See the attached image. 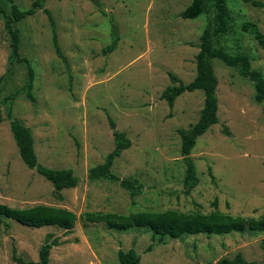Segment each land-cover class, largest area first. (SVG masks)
I'll return each instance as SVG.
<instances>
[{
  "label": "rangeland",
  "instance_id": "rangeland-1",
  "mask_svg": "<svg viewBox=\"0 0 264 264\" xmlns=\"http://www.w3.org/2000/svg\"><path fill=\"white\" fill-rule=\"evenodd\" d=\"M27 9L34 0H12ZM191 0H44L55 22L57 56L46 13L36 9L19 21L21 56L35 72V103L23 85V62L9 63V39L0 18V203L11 207L47 204L77 215L70 230L56 226L31 227L5 219L0 225V264L36 261L47 233L59 238L48 264H119L118 250L133 248L141 264H214L240 252L247 261L264 257V231L227 234H190L152 239L146 227L126 231L86 221L83 214L177 209L207 213L217 207L233 216L264 215V100L254 98V83L238 66L211 60L217 78L218 122L197 137L191 150L198 184L183 193L185 165L178 129H188L199 117L204 93L184 91L172 107L161 98L172 84L168 74L184 83L196 74L195 56L207 14L183 18ZM257 6L226 0L232 15L231 31L213 40L231 55L245 54L250 68L264 76V48L241 30L253 21L264 33V0ZM117 40L115 48L102 49ZM8 96L10 101H4ZM30 128L38 162L48 168H70L77 185L56 196L53 186L22 161L7 117ZM114 122L131 140L114 160L112 171L120 179L136 178L142 185L132 198L116 181L88 178L87 171L103 161L114 147ZM211 170V174L209 173ZM153 244L147 251V247Z\"/></svg>",
  "mask_w": 264,
  "mask_h": 264
},
{
  "label": "trees",
  "instance_id": "trees-1",
  "mask_svg": "<svg viewBox=\"0 0 264 264\" xmlns=\"http://www.w3.org/2000/svg\"><path fill=\"white\" fill-rule=\"evenodd\" d=\"M44 0H34L27 9H20L12 0H0V18L3 21L4 29L9 39V63L12 66L16 62H23L26 66L27 76L23 85V90L27 98L35 103L33 93V83L35 72L29 59L20 55V30L16 24L25 17L32 15L36 9H42L46 13L49 24L52 28V43L57 56L65 63L66 70L69 72L67 61L62 54L57 41L55 32V22L50 11L44 7ZM98 5V0H91ZM252 2L254 5L260 4L254 0H242ZM201 14H207L206 24L200 35L198 52L195 56L196 74L188 83H184L176 75L169 73L172 82L161 93V98L166 100L169 107L173 106L175 98L184 91L200 89L204 93L203 105L200 109L197 121L189 126L188 129H178L180 136V153L185 165L183 176V193L188 195L198 184L199 178L196 173V166L191 157V150L194 147L197 137L202 135L211 125L218 122L217 116V97L216 86L217 78L214 74L211 60L218 58L228 66H238L239 73L247 77L254 83L256 101L264 100V76L258 70L250 68V59L245 54L231 55L224 49L214 46L213 40L218 36L231 31L232 15L226 5V0H191L190 3L180 12L183 18H196ZM241 30L250 33L257 43L264 48V33L257 24L250 20L241 23ZM117 40L114 39L110 44L102 49L104 54L112 51L116 46ZM8 96L4 101H10ZM7 117L10 129L13 134L19 155L24 164L34 169L51 183L58 198H61V191L65 188H73L77 185V178L70 168H48L38 162L33 147V135L29 127L23 125L12 115L11 105L7 109ZM2 120L0 112V121ZM113 128V149L108 152L103 161L91 166L88 171V178L91 181L108 180L116 181L120 187L128 191L134 198L139 195L142 189L141 183L136 178L120 179L112 171L114 160L121 154L123 149L130 146L131 140L126 137L123 131L115 129L114 122L111 121ZM210 175L211 170H209ZM213 209L207 213H186L177 209L166 210H138L121 214L116 212H91L86 211L83 218L86 221L104 223L108 228L117 231H126L129 228L146 227L152 232V239L157 243H164L165 238H181L190 234H227L229 232L264 231V215L260 217H244L241 215H231L224 213L217 207V200L211 202ZM5 219H12L16 222L31 226H56L65 230L73 228L77 215L64 207L52 206L47 204H35L26 207H11L0 203V225L7 226ZM59 238L53 233H47L44 243L40 246L38 259L36 261H25L15 255V248L12 250V258L19 264H48L49 254L53 246L59 245ZM153 244L147 247V251ZM264 252V241L261 243ZM117 258L119 264H141L140 257L133 248L127 251L118 250ZM214 264H264V257L260 262L247 261L240 252L232 258L221 257Z\"/></svg>",
  "mask_w": 264,
  "mask_h": 264
}]
</instances>
